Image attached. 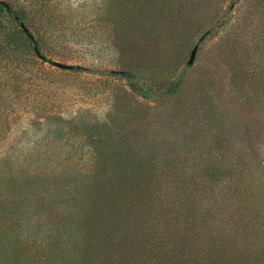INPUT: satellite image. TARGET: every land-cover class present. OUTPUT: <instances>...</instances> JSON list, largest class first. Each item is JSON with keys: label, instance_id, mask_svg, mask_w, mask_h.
I'll list each match as a JSON object with an SVG mask.
<instances>
[{"label": "rangeland", "instance_id": "rangeland-1", "mask_svg": "<svg viewBox=\"0 0 264 264\" xmlns=\"http://www.w3.org/2000/svg\"><path fill=\"white\" fill-rule=\"evenodd\" d=\"M0 1V264H264V0Z\"/></svg>", "mask_w": 264, "mask_h": 264}, {"label": "trees", "instance_id": "trees-1", "mask_svg": "<svg viewBox=\"0 0 264 264\" xmlns=\"http://www.w3.org/2000/svg\"><path fill=\"white\" fill-rule=\"evenodd\" d=\"M0 2H3V4H0V8H4L5 10H6V12H7V14L17 23V21H20L21 23H22V25H24V27H25V29H26V31H24V30H22V28L19 26V24H18V26L20 27V29L22 30V32L26 35V37L28 38V40L32 43V45H33V51L35 52V50H34V47H36L37 48V50L40 52V50H39V47H38V45H37V42H36V40H35V37L32 35V33H31V31H30V29L27 27V25H25L24 24V22H23V17L21 16V14H19L16 10H15V8L14 7H12V5L11 4H9V3H6V2H4V1H0ZM32 2H33V7L34 8H36V6L38 7L39 6V3H40V1L39 0H32ZM12 13V14H11ZM13 15V16H12ZM28 34H30L31 36H32V38H30L29 36H28ZM41 53V52H40ZM36 54V53H35ZM37 56V55H36Z\"/></svg>", "mask_w": 264, "mask_h": 264}, {"label": "water", "instance_id": "water-1", "mask_svg": "<svg viewBox=\"0 0 264 264\" xmlns=\"http://www.w3.org/2000/svg\"><path fill=\"white\" fill-rule=\"evenodd\" d=\"M0 4H3V2H0ZM12 14V13H11ZM13 16V15H12ZM17 23L19 24V26L22 28V30L26 31L24 25H22V23L20 21H17ZM28 36L30 38H32V36L30 34H28ZM34 50H35V53L37 55V57L39 59H41L42 61L48 63L49 65L55 67V68H58V69H61V70H75V69H78L79 66H75V65H67V64H62L60 62H57V61H53L45 56H43L38 50L36 47H34ZM196 51H197V47H194L193 50L191 51L190 53V56H189V60H188V65L192 64L193 61H194V57H195V54H196Z\"/></svg>", "mask_w": 264, "mask_h": 264}]
</instances>
